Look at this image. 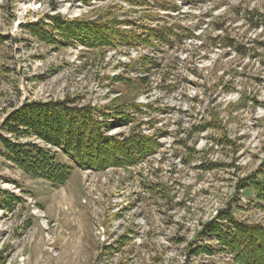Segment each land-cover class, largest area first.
I'll list each match as a JSON object with an SVG mask.
<instances>
[{"label": "rangeland", "instance_id": "374dc122", "mask_svg": "<svg viewBox=\"0 0 264 264\" xmlns=\"http://www.w3.org/2000/svg\"><path fill=\"white\" fill-rule=\"evenodd\" d=\"M160 1L179 3L180 14L159 10ZM186 1L149 0L151 6H140L141 0H0V35L6 37L0 44V135L12 140L4 125L25 101L76 98L79 104L115 107L127 90L113 79L123 71L119 63L129 61L127 52L146 53L50 44L34 36L28 23L42 21L54 33L50 17L103 21L110 12L123 20L148 12L180 20L198 35L185 40L166 82L162 67H155L149 88L126 92L153 107H142L134 123L143 121V131L158 133L162 143L143 164L81 168L56 146L21 139L57 151V159L72 167L65 183L54 184L13 164L0 142V264H237L214 240L197 235L228 207L236 218L264 225V206H256L255 192L238 188L242 179L264 175V0ZM244 9L252 22L245 20ZM225 34L241 38L244 56L220 42L203 43L206 36ZM170 83L174 90L167 92ZM210 113L219 114L227 142L213 138L210 128L190 134V126ZM111 123L112 135L126 134L131 126ZM188 137L187 147L196 153L184 164L187 147L181 141ZM211 162L217 167L201 168ZM203 243L213 244L214 253L193 255Z\"/></svg>", "mask_w": 264, "mask_h": 264}, {"label": "trees", "instance_id": "16d2710c", "mask_svg": "<svg viewBox=\"0 0 264 264\" xmlns=\"http://www.w3.org/2000/svg\"><path fill=\"white\" fill-rule=\"evenodd\" d=\"M141 1L140 6H151L148 4L149 0ZM192 1L186 2L190 4ZM158 4L155 6L159 10L176 11L177 14L181 12L179 3L174 1L171 4L160 1ZM247 12L248 10L244 9V18L252 22L254 18ZM104 16L106 21H102L101 18L91 21L82 19L64 21L59 17L58 19L50 17L53 20L54 33L46 30L42 21L30 22L26 27L34 36L50 44L78 43L90 49L96 47L112 49L118 46L128 51L143 49L146 53H141L138 57H131L127 52L129 61L120 62L119 64H123V71L113 77L127 90L132 88L139 92L148 87L150 72L155 67H162L165 73L162 74L161 81L166 82L171 72L175 70L178 52L185 40L198 38V35L188 32L180 20L168 21L148 12H144L136 19L119 20L110 12ZM120 24L127 27L121 29L118 27ZM217 27L223 30L222 25ZM5 39L6 37L0 35V44ZM203 39V43L220 42L224 48L233 47L240 56L246 54L247 49L239 41L240 37L225 34L206 36ZM150 51L166 54L172 51L173 54L157 58L151 56ZM131 72H135L136 76H131ZM215 81L221 83L222 77H217ZM173 90L174 85L168 84L167 92ZM126 92L116 99L118 104L115 107L109 108L79 104V99L76 98L25 101L8 115L4 129L14 140L0 135V142L4 148L3 155L27 174L41 177L54 184L65 183L71 176L72 167L57 159V151H51L40 143L21 139L34 137L56 146L63 155L72 159L75 165L81 168L103 171L113 166L127 168L143 164L159 152L162 143L158 140V133L147 134L143 131V121L134 123L137 118L142 117V107H153L150 103L137 102L135 98L127 96ZM129 109L133 114H130ZM208 118L197 125H191L190 134L193 132L201 134L210 128L216 131L213 138L220 137L219 141L227 142L225 134L223 135L221 131L222 121L219 114L210 113ZM112 120L131 124L129 132L109 134L108 131L113 126ZM188 140L189 137L183 138L181 142L187 147ZM195 153V147H187L183 163L190 164ZM209 164L208 169L201 168L209 170L217 167V164L212 162ZM238 188L252 189L256 194V206H264V175L259 177L256 174L244 178ZM197 236L214 240L219 250L232 255L237 264H264V225L236 218L230 207L220 209L216 216L203 223ZM214 249L213 244L203 243L197 245L192 252L196 256L212 255Z\"/></svg>", "mask_w": 264, "mask_h": 264}, {"label": "bare ground", "instance_id": "6f19581e", "mask_svg": "<svg viewBox=\"0 0 264 264\" xmlns=\"http://www.w3.org/2000/svg\"><path fill=\"white\" fill-rule=\"evenodd\" d=\"M42 215V214H41Z\"/></svg>", "mask_w": 264, "mask_h": 264}]
</instances>
